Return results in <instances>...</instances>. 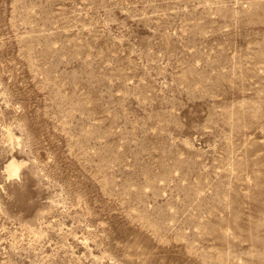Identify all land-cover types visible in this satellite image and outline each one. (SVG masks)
Returning <instances> with one entry per match:
<instances>
[{
  "label": "rangeland",
  "instance_id": "rangeland-1",
  "mask_svg": "<svg viewBox=\"0 0 264 264\" xmlns=\"http://www.w3.org/2000/svg\"><path fill=\"white\" fill-rule=\"evenodd\" d=\"M0 264H264V0H0Z\"/></svg>",
  "mask_w": 264,
  "mask_h": 264
},
{
  "label": "bare ground",
  "instance_id": "bare-ground-1",
  "mask_svg": "<svg viewBox=\"0 0 264 264\" xmlns=\"http://www.w3.org/2000/svg\"><path fill=\"white\" fill-rule=\"evenodd\" d=\"M7 170L10 172V174L17 175L19 170V165L16 162L12 161L8 164Z\"/></svg>",
  "mask_w": 264,
  "mask_h": 264
}]
</instances>
